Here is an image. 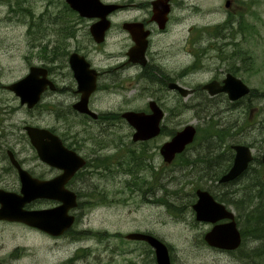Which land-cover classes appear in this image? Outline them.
Wrapping results in <instances>:
<instances>
[{
	"label": "rangeland",
	"instance_id": "1",
	"mask_svg": "<svg viewBox=\"0 0 264 264\" xmlns=\"http://www.w3.org/2000/svg\"><path fill=\"white\" fill-rule=\"evenodd\" d=\"M20 1L22 6L33 15V19L21 12L12 13V8L9 10L8 7L15 3L14 0L10 2L0 0V67L7 70L2 77L3 81L16 76L15 71L8 70L9 67H16L18 72H22L23 61L29 64L38 63L42 51L40 49L42 40L39 39V35L43 31H49L47 35L52 36L51 38H54L55 33L75 34L72 38H69L70 36L62 38L67 45H72V41L77 38L82 39L83 43L90 41L87 37L89 19L79 20L69 14L65 9L64 0ZM102 1L132 4L115 12L117 15L113 20L117 26L108 33L105 46L100 44L101 46L95 49L97 55L95 62L114 66L120 60L124 45L123 35L117 29L119 21L121 20L122 23L124 20L146 19L150 9L148 3L151 0ZM232 1L226 8L225 0H175L169 29L163 34H153L152 55H155L156 60L162 64L161 72L155 73L158 77L160 74L162 76L167 74L176 78L186 66L191 64L190 68L193 70L186 76L179 77L178 82L187 88H195L207 82L215 74L223 73L226 67L232 64L239 72L238 76L255 92L233 103L224 94L211 97L212 99L202 98L201 105L194 107L200 100L199 91L182 98L179 95L175 97V93L166 89L168 107L174 106L177 101L184 106L176 115L168 114L164 117L163 131L155 141L161 144L167 138L169 131L180 129L185 124L200 127L203 137L200 138L198 147L185 151L186 162L178 158L166 164L156 149L151 155L152 168L145 172L141 171V175L148 179L146 182H141L142 186L130 174H119L120 178L126 181L124 191L116 188L119 186L114 183L116 177L113 179L111 176L102 177L100 182L108 188V197H113V202H106L100 206L89 204L90 209H85L84 222L72 225L67 234L57 237H51L20 224H12L10 230L0 231V259L7 258L11 253L12 264H64L68 259H72L73 264H155L154 253L147 244L127 239L124 242L112 236L107 241H97L87 234H80L77 237L76 234L73 235L76 228L84 227L106 230L109 233L150 232L169 245L172 264H264V237L255 239L248 236L240 248L231 252L210 248L202 239L203 233L210 228V224L196 221L191 208V204L195 201L194 188L207 181V177L205 180L200 178L205 171L204 165L199 163V158L203 160L211 156L213 154L211 150L215 145L212 142L214 136L205 132L207 125H213L221 135L220 139H223L219 150L227 144L244 143L251 145L255 156L261 157L264 153L262 151L264 147L262 95L264 0ZM239 20H243L244 23L246 20L250 28L249 32H251L246 36V41H243L242 33L238 35L236 25ZM222 24H226L227 27L217 28ZM216 33L224 36L216 38ZM227 36L235 37L234 40L238 43L236 55L238 59L236 57L229 59L232 49L226 46L229 42ZM218 43L225 46L221 54L214 48ZM219 55L221 58L218 57ZM187 71L186 69L184 73ZM156 89V86L148 84L142 78L136 89L129 92L126 106L142 107L149 99L146 91L151 92ZM131 95H134L132 100ZM107 98L112 107L113 96L109 95ZM61 101L64 102V99L62 98ZM193 103L195 104L192 105ZM62 106L59 108L64 109ZM30 120L37 124H51L49 117L42 114L41 108L39 110L38 107L30 111ZM54 125L60 133L67 134L71 131L70 123L54 121ZM76 126L79 130L83 128L88 132L102 130L108 133H120L119 136L125 144L131 140L132 131L125 122L104 125L78 122ZM85 136L79 134V138H84L87 150L91 144ZM205 138L207 140H203ZM67 139L69 140L68 137ZM106 152L113 153L110 148H107ZM97 156L100 157L101 154ZM194 158H196L195 163L192 164ZM125 166L126 169L127 166L130 167L129 162H126ZM144 178H140V181ZM129 181H132V184H129ZM91 183H94L93 179ZM139 186L146 192L138 190ZM136 190L142 194L136 195L132 192ZM145 196L151 199H146ZM153 199H158L159 202ZM166 203L170 204V208ZM228 207L236 213L232 205ZM254 249L262 254L254 258L251 254Z\"/></svg>",
	"mask_w": 264,
	"mask_h": 264
},
{
	"label": "flooded vegetation",
	"instance_id": "2",
	"mask_svg": "<svg viewBox=\"0 0 264 264\" xmlns=\"http://www.w3.org/2000/svg\"><path fill=\"white\" fill-rule=\"evenodd\" d=\"M174 1L175 0L168 1L170 10L167 14V20L163 29L157 28L156 23L150 19L151 1L149 3L150 9L148 10V17L146 19L124 20L122 23L121 20L119 21L117 29L119 33L123 35L124 45L122 46L123 51H121L120 60L118 64L114 66L95 62V58L97 57L95 49L98 48L97 46L101 45L94 43L89 33V25L96 19L89 20L87 37L90 41L85 43L82 42V39L77 38L72 41V45H67L66 41L62 40L64 36H70L69 38H72L75 34L65 35L64 33H59L60 35H57V33L54 32V38H51L52 36L47 35L49 31H43L39 35V39L42 40L40 44V49L42 51L39 54L40 58L36 65L41 68L44 75L40 77L42 78L43 90L37 107L39 110L41 108L42 114L47 115L51 122V124L39 123V125L57 135L65 148L75 152L85 160V164L76 169L63 184L66 189L75 194L76 205L69 211L74 217L73 225L84 222L85 209H90L89 204L100 206V204L114 201L113 197H108L109 191L106 185L100 182L102 177L107 178L111 176L112 179L116 177L117 179L114 183L119 185L116 188H120L124 191L126 188V181L120 178L119 174H126V162H129L132 168L138 167L136 163H144V168L146 170L152 168L151 155L156 149L159 150L160 146V144L156 143V138L136 142L128 140V143L125 144L119 136L120 133H108L102 130L88 132L84 131L83 128L79 130L76 124L78 122L103 125L111 123L120 124L125 122L121 114L126 110L148 112V101H146L142 107L138 108L126 106L127 98L130 96L129 92L136 89V85L139 84L142 78H144L148 84H155L157 87L154 92L158 93V95L154 96V99L165 112V116L168 114L173 115V107H168L167 105L168 98L165 88L167 82L170 81L172 77H169L167 74L166 76H162L161 74L159 77L157 76V74H159L158 71L161 72L162 70V64L156 60L155 55H152V40L153 34H163L169 29L170 26L168 27V25L172 19ZM162 2H165V0ZM229 2L232 3L233 1L229 0ZM127 5L132 6V4L121 3L120 8L117 10ZM116 11H113L109 15L112 23L105 33L104 42L101 43L104 46L107 42L108 33L113 27L117 26L116 22L113 20L115 15H117L115 13ZM78 19L83 20L86 18L78 17ZM129 21H140L143 23L145 29L150 30L148 35V46L145 51V58L147 60L145 66L129 61L127 51L133 44L132 36L122 25L124 22ZM246 23V20L245 23L243 20H239L236 25L238 34L242 33L241 37L243 41L247 40L246 36L251 32H249L250 28ZM223 27H227V25L222 24L217 26V28ZM216 32H219V30H216ZM223 36L224 34L220 35L218 33L215 35L216 38H222ZM227 38L229 42L226 46L232 49V55H229V59L231 60L233 57L238 59L236 56V41L233 39V36H227ZM214 48L221 54L225 46L222 43H218L216 46L214 45ZM72 55L74 65L82 73V82H84L82 83V89L84 91L90 89L94 81L93 90L85 98V104L87 109L96 113V117L91 116L87 112L80 111L75 107L82 99L83 93L79 90L78 80L74 76V70L70 60ZM218 57H220V55ZM31 65L33 64L23 61L21 64L22 72H18L16 67L7 68L10 72L15 71V73H17H14L16 76H13L8 81H3L2 79L4 74L7 73V70L0 67V190L2 193H15L21 195L22 180L25 179V173L28 174V179L31 177L38 181H49L62 175L64 172L62 167L42 161L38 157L35 148L31 146L27 131V127L33 123L30 120L31 109L26 102L22 101L21 96L12 89L13 84L28 73ZM228 73L238 76L239 72L231 64V66L226 67L223 73L220 72L219 74H215L211 79H216L221 82L223 77ZM170 92L174 93L173 91ZM109 95L113 96L112 107L107 98ZM133 96L134 95H131V100ZM62 98L64 102L61 101ZM103 103H105V105H103ZM62 104L64 106H62ZM61 106L64 107V109H60L59 107ZM54 121L70 123L71 131L67 134L58 132L54 125ZM79 134H85L86 140L90 142L91 147L87 148V150L85 148L84 138H79ZM166 137H168V135ZM107 148H110L113 153L106 152ZM99 154H101L100 157L97 156ZM131 163L135 166H132ZM92 179L94 181L93 184L91 183ZM141 182L146 181H138V184L142 186ZM128 183L132 184V181ZM141 186L138 187V190L143 191L144 189H142ZM138 190L132 192L136 195L142 194ZM117 192L119 193V191ZM144 192L146 191L144 190ZM108 198L110 199L109 201ZM145 198L151 199V197L146 196ZM153 201H155V199H153ZM60 202V200L53 198H36L30 202H26L23 205V209H45L56 206ZM1 203L2 201H0V205ZM44 204L46 205L43 206ZM35 205L42 206L35 207ZM12 224H20L27 228L37 230L24 222L13 221L3 217L0 218V231L5 232L10 230ZM65 233L67 234V231ZM74 234H76V237L80 234H87L94 237L97 241H107L110 236H112V238L122 239L124 242L126 240L125 233L123 234L118 231L109 233L106 230H94L84 227L76 228L75 231H73V235ZM12 257L11 253H9L7 258L0 259V264H12ZM73 263L74 261L72 259H68L64 262V264Z\"/></svg>",
	"mask_w": 264,
	"mask_h": 264
},
{
	"label": "water",
	"instance_id": "3",
	"mask_svg": "<svg viewBox=\"0 0 264 264\" xmlns=\"http://www.w3.org/2000/svg\"><path fill=\"white\" fill-rule=\"evenodd\" d=\"M162 1H152L153 13L151 20H154L160 28L163 27L166 15L169 12V5ZM65 2L71 9L77 11L81 17L98 18L90 25L89 29L95 42H102L105 31L110 26L107 15L117 9L119 4L104 3L101 0H65ZM225 5H228V1ZM124 27L132 34L134 41L133 46L127 52L129 60L144 65V52L149 31L144 30L143 24L138 22L125 23ZM73 55L70 60L74 76L78 80L79 89L83 90L82 73L74 65ZM41 75H44V72L41 71L40 67L31 66L29 73L12 86V89L21 96L22 101L26 102L29 107H33L38 102L40 93L43 90ZM168 87L177 90L181 96H187L191 93L190 89L176 82H169ZM201 88L206 90L209 95L225 93L231 101L237 100L250 92V88L240 78L230 73L226 74L222 79V83L211 80L203 84ZM149 106L151 109L149 114L134 111H127L122 114L134 129L132 134L134 141L147 140L160 131L159 122L162 112L156 106L155 101H150ZM77 108L80 111L90 112L86 108L85 100L82 103L79 102ZM90 113L96 116L94 113ZM27 131L32 145L39 153L40 159L49 164L62 167L64 172L49 181H38L31 177L28 179V174L25 173V179L22 180L21 195L2 193L0 190V201H2L0 218L6 217L10 220L23 221L57 236L72 225L74 217L68 211L76 205L74 192L66 189L63 184L76 169L84 165L85 160L75 152L65 148L59 138L48 130L29 126ZM195 134L196 128L192 124H186L177 130L170 140L160 146L159 152L163 160L167 163L171 162L175 154L184 150L185 146L193 141ZM231 149L234 154L231 166L219 177V183H227L238 178L253 159L251 148L246 144H232ZM261 160L264 163V154H262ZM195 195L196 200L191 205L195 220L211 224L210 229L203 235L204 241L210 247L216 249L229 251L236 249L241 243V235L235 221L234 212L228 209L224 203L217 201L206 189L197 188ZM36 198H54L60 200L61 203L46 209H23L26 202ZM125 237L130 240L146 242L153 250L156 264H172L167 244L157 236L145 232H129Z\"/></svg>",
	"mask_w": 264,
	"mask_h": 264
},
{
	"label": "trees",
	"instance_id": "4",
	"mask_svg": "<svg viewBox=\"0 0 264 264\" xmlns=\"http://www.w3.org/2000/svg\"><path fill=\"white\" fill-rule=\"evenodd\" d=\"M14 2L15 3L13 5L8 7L9 10L12 8V13L21 12L25 16H29L33 19V15L27 8L22 6V2L20 0H14ZM251 94H253V92ZM199 97L200 100L196 104H192H195L194 107L201 105L202 98H205V96L201 94H199ZM183 106L184 105H179L178 107H175V115L182 110ZM200 130L201 128L198 127L195 140L187 147L186 150L198 147L200 138L203 137ZM205 132L209 133L210 136H214V139L212 138V142L215 145L211 150V152H213L211 156L205 157L203 160H200L201 158H199V163L204 165L205 171L200 178H204L205 180L207 177V181L203 183V185H197V187L209 190L215 199L225 203L227 206L232 205L235 208V219L241 232L243 240L242 244L248 236L255 239H261L264 237V164L261 162L259 157L254 156L253 161L250 163L247 170L244 171L239 178L226 184H218L217 180L219 176L231 164L233 153L229 144L225 145L222 150H219L221 143H223V139H220L221 135L217 133L218 131L213 125H207ZM203 140L207 139L205 138ZM262 151L264 152V147ZM177 158H182L185 162L187 160V158H185V152L180 153ZM195 159L196 158L192 159V164L195 163ZM136 164L138 167L134 168L135 170L138 168L144 169V163ZM127 167V172H133L132 168L129 166ZM138 176L139 175L136 176V179H139ZM261 185H263V187H261ZM166 206L170 208L169 203H166ZM251 254L255 258V256L259 257L262 252L254 249L251 251ZM244 256L247 257L246 253H244Z\"/></svg>",
	"mask_w": 264,
	"mask_h": 264
},
{
	"label": "bare ground",
	"instance_id": "5",
	"mask_svg": "<svg viewBox=\"0 0 264 264\" xmlns=\"http://www.w3.org/2000/svg\"><path fill=\"white\" fill-rule=\"evenodd\" d=\"M146 191V190H145Z\"/></svg>",
	"mask_w": 264,
	"mask_h": 264
}]
</instances>
